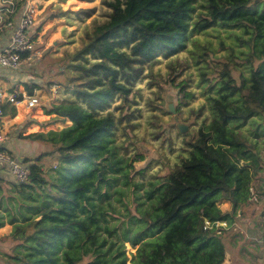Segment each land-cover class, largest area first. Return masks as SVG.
Instances as JSON below:
<instances>
[{"label": "trees", "instance_id": "obj_1", "mask_svg": "<svg viewBox=\"0 0 264 264\" xmlns=\"http://www.w3.org/2000/svg\"><path fill=\"white\" fill-rule=\"evenodd\" d=\"M196 1L111 0L108 20L80 32L60 73H66L70 103L84 106L83 125L35 136L55 149L22 160L30 171L26 182L0 170V227H12L2 241L23 247L0 252V264H128L125 243L135 249L130 264L223 263L214 225L233 223L264 176V0H203L205 12L191 22ZM209 28L226 31L234 45L224 56L207 58L215 74L203 80L211 118L185 142L179 163L147 183L142 202L135 195L142 183L132 181L141 158L118 154L117 123L107 109L117 98L130 100L144 66L177 53L191 33ZM210 49L196 63L213 54ZM55 154L57 164L46 178L41 159ZM119 181L133 190L134 213L125 207L122 214L110 202V189L124 196L115 186ZM2 183L13 190L4 195ZM219 201L230 211H222ZM40 221L51 225L37 228Z\"/></svg>", "mask_w": 264, "mask_h": 264}, {"label": "rangeland", "instance_id": "obj_2", "mask_svg": "<svg viewBox=\"0 0 264 264\" xmlns=\"http://www.w3.org/2000/svg\"><path fill=\"white\" fill-rule=\"evenodd\" d=\"M11 1L15 6L20 0ZM29 1L36 2L40 8L32 33L38 34L37 39L40 42L38 46L42 55L36 66L38 74L30 75L29 79L32 84L30 88L39 98V104L32 111L26 108L19 109L18 111L23 114L16 119L13 116H7L5 119L9 121L8 131H4L8 137L9 135L13 137L16 153L33 160L55 149V146L46 138L33 141L39 133L47 134L72 125H83L80 113L84 110V106L70 103L73 97L67 88L65 89L66 73L60 72L67 63V54H72L78 47L80 32L91 31L97 24L104 23L110 13L109 1L111 0ZM204 4L203 0L196 1L191 22L205 12ZM4 13L7 12L2 11L1 15ZM79 13L83 16L80 19L75 18ZM58 28L62 33L54 35ZM5 33L4 28L0 30V38ZM55 41L57 44L54 43ZM232 46L234 48L233 39L226 31L209 28L191 33L185 48L166 58L159 56L157 62L144 66L141 76L134 82L129 101L124 103L122 99L117 98L107 109L114 114L117 123L114 146L118 154L124 158L135 155L141 158L134 163L135 172L132 174V181L142 183L135 192L142 202L147 183L156 177L168 174L179 163V156L184 153L185 142L194 139L198 130L208 124L211 112L206 99L208 91L203 80H212L215 74L210 73L214 71V67L207 66V58L224 56ZM207 47L214 51L213 54L208 57L204 55L203 61L196 63L195 59L203 52H207ZM193 51L197 52L194 56H192ZM218 69L215 70L218 71ZM207 73L210 74L207 75ZM170 105L174 113L169 110ZM180 123L186 127L183 133L177 128V124ZM10 125L12 127L9 129ZM259 142L262 144L263 141L260 139ZM10 143L13 144L12 141ZM261 156L264 159V149H261ZM41 164L44 175L48 178L57 164V154L52 157H43ZM139 170L141 173L138 174ZM262 183H264V176L258 179L257 186H253L255 201L242 208L243 219L247 220V224L248 221L254 220V226H263L261 220L257 224V214L264 209L262 203L264 199L258 198L264 190ZM115 186L124 191V196L118 197V194L110 189L112 205L122 214L125 213V207L129 209V212L134 213L136 206L132 188L122 186L120 181ZM2 190L3 194L7 195L13 189L11 185L2 183ZM218 206L222 211H228L229 203L219 201ZM109 223L115 224L116 220L110 218ZM50 225L48 222L40 221L36 226L47 228ZM232 226H240V224L236 223ZM11 228L9 224L0 227V252L7 250L10 246L23 248L17 244L11 245L8 241H2L10 233ZM119 231L121 233V227ZM124 245L128 256L127 262L130 264L135 249L131 245L128 247L126 243Z\"/></svg>", "mask_w": 264, "mask_h": 264}, {"label": "built area", "instance_id": "obj_3", "mask_svg": "<svg viewBox=\"0 0 264 264\" xmlns=\"http://www.w3.org/2000/svg\"><path fill=\"white\" fill-rule=\"evenodd\" d=\"M23 1L24 4L19 10L20 14L15 18L1 15V12L6 11L8 7V13L11 14L13 12L14 4L11 0H4L7 8L0 11V21L4 22V29L9 31L10 37L7 44L0 48V79L8 73L21 74L29 70H34L33 73H38L36 66L42 52L38 46L40 42L37 39V34L32 33L36 14L30 1ZM6 104L15 107L19 104H24L30 110L39 104V98L36 93L29 95L15 87L9 89L0 87V117L3 115V108ZM6 140V133H3L0 129V170L10 175L18 183L26 182L30 175L29 168L6 150ZM253 197L255 198L254 195ZM258 198L264 199V194ZM262 203L264 204V200H262ZM260 220L264 226V209L260 212ZM218 223H215L214 227L218 226ZM206 224L208 226V222ZM261 243L264 246V232Z\"/></svg>", "mask_w": 264, "mask_h": 264}, {"label": "crops", "instance_id": "obj_4", "mask_svg": "<svg viewBox=\"0 0 264 264\" xmlns=\"http://www.w3.org/2000/svg\"><path fill=\"white\" fill-rule=\"evenodd\" d=\"M30 4L33 6L34 13L36 14L35 18H37V16L39 15L40 8H38V6L36 5V2L30 1ZM8 9L6 10L7 13L2 14L3 16L5 15L4 17H7V14H8L10 18H15L20 14V12H17L16 15H13L15 12L14 10L15 6H13V12L11 14L8 13ZM109 10H110V13L107 15V18L104 22H106L108 18L114 12V9L110 5H109ZM82 16L83 14L79 13L75 16V18L77 17V19H80V17ZM3 28H4V22L0 21V30H2ZM59 28L58 30L54 32V35H60L62 33L59 30ZM4 30L6 31V33L3 34L2 37L0 38V48L5 46L10 38L9 31L7 29H4ZM58 37H61V36H58ZM54 43L57 44L56 41ZM33 72L34 70H29L26 73H21V74L8 73L6 76L0 79V87L3 89H9L11 87H15L19 89V91L21 92H26L25 86L31 87L30 85H32L29 81L30 75L38 74V73H33ZM12 108H14V112L11 113L10 109ZM23 108H26L24 104H19L16 107L12 105H8V104L4 106L3 115L0 117V129L3 133H6V131L4 130L8 131L7 125L9 121H6L5 118L7 116H13L15 117V119L17 117H20L23 113L19 112L18 110L19 109L23 110ZM33 109H30V110L32 111ZM26 110L30 111L27 108ZM10 127L12 126L10 125L9 129ZM11 141L13 142V144L10 143ZM5 147H6V150L10 154L17 157L21 161L24 158H28V157H21V155L16 153V151L14 150V139L10 135L5 141ZM224 202L227 204L226 201ZM230 208L231 206L229 204V208H227L228 211H230ZM226 211L227 210H224V212ZM259 216H260V211L257 214V224L260 220ZM248 222L249 223L247 224V220L243 219L242 212H240L236 215L235 221L233 223L227 224L224 222L223 223L220 222L218 226L216 227L221 233L222 242L224 245L225 258L222 264H264V246L261 243L264 228L261 225L254 226V222H255L254 220L248 221ZM236 223H239L240 226H232L233 224H236Z\"/></svg>", "mask_w": 264, "mask_h": 264}, {"label": "water", "instance_id": "obj_5", "mask_svg": "<svg viewBox=\"0 0 264 264\" xmlns=\"http://www.w3.org/2000/svg\"><path fill=\"white\" fill-rule=\"evenodd\" d=\"M7 8V4H6V2H4V0H0V11H2V10H4V9H6ZM169 110L172 112V113H174V110L172 109V106L170 105L169 106ZM177 128H178V130L181 132V133H183V132H185L186 131V127L183 125V124H177Z\"/></svg>", "mask_w": 264, "mask_h": 264}]
</instances>
